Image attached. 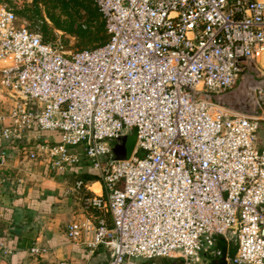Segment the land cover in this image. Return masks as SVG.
Wrapping results in <instances>:
<instances>
[{
  "label": "built area",
  "instance_id": "obj_1",
  "mask_svg": "<svg viewBox=\"0 0 264 264\" xmlns=\"http://www.w3.org/2000/svg\"><path fill=\"white\" fill-rule=\"evenodd\" d=\"M91 2L109 40L76 51L45 41L41 18L0 9V90L13 99L0 113L2 138L36 137L31 160L99 173L77 182L90 193L88 213L67 223L66 236L91 255L107 249L105 264L208 255L264 264L261 117L208 97L236 87L242 62L264 53V0ZM127 132L136 147L117 158L113 142Z\"/></svg>",
  "mask_w": 264,
  "mask_h": 264
},
{
  "label": "rangeland",
  "instance_id": "obj_2",
  "mask_svg": "<svg viewBox=\"0 0 264 264\" xmlns=\"http://www.w3.org/2000/svg\"><path fill=\"white\" fill-rule=\"evenodd\" d=\"M1 8L14 11L20 19L26 18L34 21L37 17L41 18L43 21L41 24L43 39L52 46H58L65 51L96 48L108 40L105 18L91 0H0V9ZM260 60L262 62L264 61L263 58ZM256 74L257 72L254 73V76ZM251 81H254L253 77L250 79L249 90H253V87L256 88L255 86H251ZM254 82H256V80ZM252 94L254 93L252 92ZM255 95L256 98H254V100L256 102H254L253 106L255 107V104L259 107L263 106L264 94L262 95L259 92V94ZM12 100L13 99L7 92L0 90V113L8 112L9 108L12 106ZM258 135L261 138L264 136V123H262ZM36 140V137H26L21 143L18 141H11L9 143L3 141L0 151L7 150L9 156H11L8 161H10V158L14 157L9 163L12 162L14 165V162L16 163L17 159H20L18 163L19 166L23 169H27V166L32 164L35 165V160H31V158L28 157L27 151L30 147L34 146ZM136 141L137 135L135 132H130L126 137L123 136L120 139V143L114 155L117 158L129 156L136 147ZM16 156L19 158H16ZM138 156L142 157L143 152L140 151ZM14 170L16 171L14 172ZM18 170L16 164L13 167L0 164V184L4 183L2 179H7L10 182L12 181L14 187H16V183H19L16 176ZM82 172L83 173L77 171L69 175V179L66 183V202H54L58 207H54L47 214L37 213L39 218L35 217L36 221L33 224L29 222V229H25L20 233L21 237L28 240V243L23 241L21 245L26 249L28 257L26 264H47L44 258L47 253L51 251V248L46 244L45 238H48V236L55 231L63 232L64 229L66 230L65 226L70 219L86 213L88 205L87 198L90 193H87L83 188L77 187V182L79 180L88 181L86 177L87 174H85L84 171ZM95 188L97 189V187ZM3 195L5 196L6 194L0 191V206L5 203V201L2 200ZM5 227L2 221H0V235L3 234ZM7 234L8 238H14L12 232L8 231ZM219 247L224 252H227L229 249L228 244L223 239ZM231 248L233 252L234 246L232 245ZM12 253L13 251L9 248H3L0 253V264H8V260ZM163 259L168 258H159L157 261L159 260L158 262L161 263L160 261ZM136 262L137 264H147L146 261L142 259H136ZM213 262H217V258L208 255L203 256L202 260L196 264H212ZM177 264L192 263L185 262L179 258L177 259Z\"/></svg>",
  "mask_w": 264,
  "mask_h": 264
},
{
  "label": "crops",
  "instance_id": "obj_3",
  "mask_svg": "<svg viewBox=\"0 0 264 264\" xmlns=\"http://www.w3.org/2000/svg\"><path fill=\"white\" fill-rule=\"evenodd\" d=\"M262 58L264 59V53L260 55L257 61L251 64H247L245 61L242 62L246 70L242 74V78L239 80L236 87L224 93H210L208 95L209 99L231 112L261 117L258 132L262 127V123H264V105L260 107L256 104L255 107L253 105L254 102H256L254 100V98H256L255 94H259V92L262 95L264 94V61L262 62L260 60ZM255 72H257V74L254 76ZM252 77L256 82L251 81V86H255L256 88L253 87V90H249L248 87L250 86V79ZM252 92L254 94H252ZM31 134L39 137H47L53 142L60 140V133L58 131H40L35 129ZM128 134H130V132H127L124 136L126 137ZM259 139L262 141L260 149H264V136L262 138L259 136ZM3 141L5 142L1 136L0 125V148L1 145H3ZM119 143L120 140L113 142V152L117 150ZM3 151L7 153V160L0 164L10 165L12 167L16 164V167L19 169L16 172L17 181L19 183H16V187H14L12 181L10 182L7 179H2L4 183L0 184V191L6 194L2 196V200L5 201V203L0 206V221L6 226L3 230V234L0 235V253L3 248L7 247L13 251L8 260V264H26L28 259L26 249L21 245L23 241L28 243V240L21 237L20 233L25 229H29V222L33 224L36 221L35 217L39 218L37 213L47 214L54 207H58L54 202L58 201L63 203L67 201V196L65 195L67 191L66 183L70 174H74L77 171L80 173L84 171L85 174H88L89 171L94 169H90L87 165L75 166L65 170L54 169L49 163L39 159L35 160V165L32 164L27 166V169H23L18 164L20 159H17L16 163L14 162L13 165L12 162H9L14 157L10 158V161H8L11 156H9L7 150L0 151V155ZM129 156H124L122 158H128ZM16 158L19 157L16 156ZM15 171L16 170H14V172ZM95 187H97V189ZM94 189L100 191L99 184H95ZM87 193L89 192L87 191ZM87 213L86 210V213L76 218H80ZM8 231L14 234L13 239L8 238ZM221 240L222 239L219 240L218 246H220ZM45 242L48 244V247L51 248V251L48 252L44 258L47 264H58L61 260L75 262L76 264H105L110 257L109 251L105 248H101L96 254L91 255L86 248L72 243L66 236L65 229L63 232L55 231L50 234L48 238H45ZM177 259L179 258L163 259V264H177Z\"/></svg>",
  "mask_w": 264,
  "mask_h": 264
},
{
  "label": "trees",
  "instance_id": "obj_4",
  "mask_svg": "<svg viewBox=\"0 0 264 264\" xmlns=\"http://www.w3.org/2000/svg\"><path fill=\"white\" fill-rule=\"evenodd\" d=\"M99 10V9H98ZM101 13V12H100ZM102 14V13H101ZM103 15V14H102ZM108 40H109V33H108ZM107 40V41H108ZM106 41V42H107ZM105 42V43H106ZM104 43V44H105ZM200 95H203V94H200ZM86 177H87V179L88 180H93V179H95V180H97L98 178H99V173H98V170H96V169H94V170H92V171H89V173L86 175ZM224 252V251H223ZM159 261V260H158ZM161 263H164L163 262V260L162 261H160ZM146 263L148 264L149 262H147L146 261ZM212 264H227L226 263V261H225V259H224V256H222V257H220V258H218L217 259V262H213Z\"/></svg>",
  "mask_w": 264,
  "mask_h": 264
}]
</instances>
